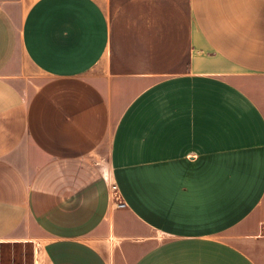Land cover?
<instances>
[{
  "label": "crops",
  "instance_id": "crops-1",
  "mask_svg": "<svg viewBox=\"0 0 264 264\" xmlns=\"http://www.w3.org/2000/svg\"><path fill=\"white\" fill-rule=\"evenodd\" d=\"M18 245L264 264V0H0V247Z\"/></svg>",
  "mask_w": 264,
  "mask_h": 264
},
{
  "label": "rangeland",
  "instance_id": "rangeland-1",
  "mask_svg": "<svg viewBox=\"0 0 264 264\" xmlns=\"http://www.w3.org/2000/svg\"><path fill=\"white\" fill-rule=\"evenodd\" d=\"M99 165L103 162L97 160ZM0 264H31V252L28 246H1Z\"/></svg>",
  "mask_w": 264,
  "mask_h": 264
},
{
  "label": "built area",
  "instance_id": "built-area-1",
  "mask_svg": "<svg viewBox=\"0 0 264 264\" xmlns=\"http://www.w3.org/2000/svg\"><path fill=\"white\" fill-rule=\"evenodd\" d=\"M115 187H116L115 184H112V189H115Z\"/></svg>",
  "mask_w": 264,
  "mask_h": 264
}]
</instances>
